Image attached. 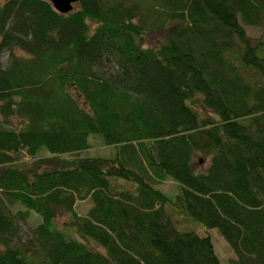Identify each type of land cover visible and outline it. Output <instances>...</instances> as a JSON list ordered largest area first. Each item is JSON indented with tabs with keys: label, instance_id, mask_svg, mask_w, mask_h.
Wrapping results in <instances>:
<instances>
[{
	"label": "trees",
	"instance_id": "1",
	"mask_svg": "<svg viewBox=\"0 0 264 264\" xmlns=\"http://www.w3.org/2000/svg\"><path fill=\"white\" fill-rule=\"evenodd\" d=\"M263 23L264 0H7L0 264H220L180 217L217 229L230 264H264V40L246 31ZM99 136L114 156H82Z\"/></svg>",
	"mask_w": 264,
	"mask_h": 264
},
{
	"label": "rangeland",
	"instance_id": "2",
	"mask_svg": "<svg viewBox=\"0 0 264 264\" xmlns=\"http://www.w3.org/2000/svg\"><path fill=\"white\" fill-rule=\"evenodd\" d=\"M7 0H0V7ZM146 3L152 2V0H141ZM150 15V14H148ZM247 34L253 39H262L264 40V23L262 27H246ZM147 39L149 44L156 45L157 42L163 40V33H159L157 31L149 32L147 34ZM17 55L24 56L23 52L16 51ZM10 60V53L7 51L3 54L1 65L3 68H6ZM91 149L89 151L83 152L81 155L84 157H95V158H110L114 156L115 149L112 147H107L103 144L102 139L99 137H91ZM43 159L51 158L47 153H43L40 155ZM27 163H31L33 161L26 160ZM208 165V160L202 155H197L195 159V169L197 171L203 170ZM43 167H47L45 164ZM51 167V164H48V168ZM163 193L168 196H176L179 192V185L171 179H166L162 184L158 186ZM91 208L90 201H86L83 203H79L77 206V211L81 215H86L88 210ZM25 210V208L18 204L15 210ZM180 221L177 222L178 228L182 231H194L202 237L209 236L215 246V251L219 257L220 264H230V260L235 258L234 252L224 239V237L220 234L217 229H207L201 223L193 221V220H185L180 217ZM42 217L35 212L30 213V217L26 224L22 226V237L21 240L26 242L32 236V231L42 223ZM66 221L65 218H61L58 220L57 224L60 228H62L63 223ZM103 250V249H102Z\"/></svg>",
	"mask_w": 264,
	"mask_h": 264
},
{
	"label": "water",
	"instance_id": "3",
	"mask_svg": "<svg viewBox=\"0 0 264 264\" xmlns=\"http://www.w3.org/2000/svg\"><path fill=\"white\" fill-rule=\"evenodd\" d=\"M81 0H49L56 11L61 14H68L73 11L74 5L78 4Z\"/></svg>",
	"mask_w": 264,
	"mask_h": 264
}]
</instances>
